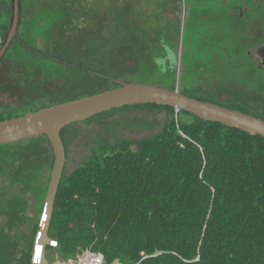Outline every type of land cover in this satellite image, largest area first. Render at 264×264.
I'll list each match as a JSON object with an SVG mask.
<instances>
[{"label":"trees","instance_id":"trees-1","mask_svg":"<svg viewBox=\"0 0 264 264\" xmlns=\"http://www.w3.org/2000/svg\"><path fill=\"white\" fill-rule=\"evenodd\" d=\"M11 13L10 0L1 1L0 44ZM14 43L25 47L20 33ZM159 43L167 44L164 38ZM144 45L148 46L134 43L129 30L118 23L103 49L118 47L126 55L86 67L88 73L108 83L88 96L117 88L121 82L131 83L140 73ZM162 51L153 56L155 62L168 54ZM167 61L156 63V75L169 77L168 89L174 90L177 66ZM182 93L264 120V109L245 98L225 104L201 93L184 89ZM78 98L62 95L31 111ZM128 108L164 111L166 119L158 132L143 138L99 142L70 173L65 165L49 229L57 246L47 247V252L61 259L85 250L100 252L106 264H264V138L153 104L115 109L83 123ZM24 114L0 111V121ZM75 125L61 133L67 158L70 129ZM47 188L40 199L41 209ZM37 230L38 224L33 236ZM34 244L32 237L24 247L25 264H31ZM17 245L3 250L7 261L2 263L13 260Z\"/></svg>","mask_w":264,"mask_h":264},{"label":"rangeland","instance_id":"rangeland-1","mask_svg":"<svg viewBox=\"0 0 264 264\" xmlns=\"http://www.w3.org/2000/svg\"><path fill=\"white\" fill-rule=\"evenodd\" d=\"M180 5L182 11L177 19L156 18L150 1L140 6L136 1L111 4L103 0L89 2L94 13H34L29 20L22 19L19 33L25 47L20 43L12 44L0 64V111L12 116L26 114L43 103L51 104L62 95L85 97L108 86L88 73L86 67L107 57L120 59L126 55V50L118 47L112 46L108 52L103 49L118 23L129 30L134 43L148 44L141 49V70L132 79L133 83L168 88L170 78L156 75V63L165 65V62L156 59L155 62L153 56L162 54L164 49L172 53L170 65L177 66L178 72L176 58L179 59L183 51L181 89L201 93L225 104L245 98L264 109V73L258 70L251 78L248 74L251 64L245 61L251 49H254L255 58H260L256 52L258 45L264 43V13H259L264 10V0H257L256 4L252 0L241 4H236V0H231L230 4H224L222 0H182ZM255 5L257 8L253 10ZM246 8L250 10L245 11ZM163 13L168 16L167 12ZM217 32L229 35L231 41L225 37L224 43L221 37L223 44L217 41L218 38L214 40V47L212 43H205L207 39H214ZM161 38L165 39L166 45L159 43ZM30 51L39 53L31 54ZM174 51H178L176 58ZM86 53L93 54V58L88 59ZM176 84L177 76L175 88ZM165 119L164 111L128 108L89 123H76L70 129L72 139L68 145L67 172L80 166L99 142L143 138L158 132ZM52 168L53 152L44 136L0 144V192L5 193L0 196V203L3 199L6 203L8 199H16L17 207L22 204L25 208V200L31 195L27 196L23 191L25 200L18 202L17 197L21 195L15 188L17 184L30 182L35 196L41 198L44 188L49 185ZM33 210L39 214L41 204L33 206ZM37 232L33 236L34 242ZM29 243L24 247L27 248ZM24 247L18 244L12 253L13 260L5 264H25ZM47 257L53 262L59 255L49 251ZM2 260L7 261V258L0 255V262Z\"/></svg>","mask_w":264,"mask_h":264},{"label":"water","instance_id":"water-1","mask_svg":"<svg viewBox=\"0 0 264 264\" xmlns=\"http://www.w3.org/2000/svg\"><path fill=\"white\" fill-rule=\"evenodd\" d=\"M12 13L8 30L0 47V62L19 37L21 0H11ZM182 56L179 57L177 84L174 90L154 85L121 82L120 86L91 96L56 104L21 117L0 121V144H10L34 137H47L54 163L43 213L38 228L31 264H50L47 247L57 246L49 237L54 205L67 162L62 130L97 115L128 106L159 105L184 111L206 122L219 123L251 136L264 138V120L212 102L201 101L182 93Z\"/></svg>","mask_w":264,"mask_h":264},{"label":"flooded vegetation","instance_id":"flooded-vegetation-1","mask_svg":"<svg viewBox=\"0 0 264 264\" xmlns=\"http://www.w3.org/2000/svg\"><path fill=\"white\" fill-rule=\"evenodd\" d=\"M253 10H256V9H253ZM259 13H264V10L261 9L259 11ZM221 37L223 38L224 43L227 41L225 39H230L229 35L220 34L219 32H217L213 35L214 39H209V40L207 39L206 40L205 37H204V39L206 40L205 43H212L211 46L214 47L215 46L214 40L216 38H218L217 41L219 43H222ZM232 37H233V35H232ZM249 40H251V39H249ZM217 41H216V43H217ZM229 41H231V39ZM231 43H233V41ZM258 46L259 47L257 49V52H256V50H255V52L259 55L260 58L256 59L254 54H253L254 49H251L247 53V57L245 60L246 62L251 64L250 67H252V68H251L250 72H248V74L251 76V78L256 76V71H258V70H259V72L264 73V43H263V45H261V46L258 45ZM167 53L168 54L166 55V57L163 58V62H168L167 60H170L172 57V53H169V52H167ZM175 55L176 54H174V56ZM176 61H177V58H176ZM178 62H179V59H178ZM27 160H30V159L28 158ZM26 165H28V164H26ZM15 189H18L19 194L21 195L20 197H17L18 202L23 200V199L25 200V197L22 196L23 191H26L25 195H27V196L31 195V198H28L27 200H25L26 205H27L25 208L22 207V204L20 207H17V205L19 203H16V201H15L16 199H13V200L8 199L7 203H6L5 199H3V202L0 203V252H1L0 255H2V257H4V255L6 256V253L3 250L7 249L8 247H11V246L17 245V244H22V246L24 247V245L26 243H29L31 241V239L33 237V228L37 224H38V228H39L42 213H43V208H44V205H43L42 209L40 210L41 214L39 213L40 215L37 214L35 212V210H33V206L36 207L38 204H40L41 198L40 197L38 198L33 193L34 188H33L32 182L24 184V185H21V184L18 185L17 184ZM47 191H48V188H47ZM1 195L5 196V193L2 194V192H0V196ZM34 196H35V198H34ZM44 204H45V201H44ZM33 214H35V215H33ZM33 252H34V249H33ZM47 254H48V252L46 250V257H47Z\"/></svg>","mask_w":264,"mask_h":264},{"label":"crops","instance_id":"crops-1","mask_svg":"<svg viewBox=\"0 0 264 264\" xmlns=\"http://www.w3.org/2000/svg\"><path fill=\"white\" fill-rule=\"evenodd\" d=\"M8 2L9 0H0ZM94 0H21V22L22 19L25 21L29 20L34 13H94L93 7H89V2ZM97 1V0H96ZM104 2H139V5L141 6V3L143 2H153L154 7V13L156 14L158 19H177L180 16L178 14H181L182 9L181 3L182 0H103ZM250 1V0H249ZM254 4H256L257 0H252ZM11 2V0H10ZM231 0H222V3L230 4ZM245 0H236V4L244 3ZM164 3V4H163ZM166 3V4H165ZM91 6V5H90ZM96 6V3H95ZM139 6V7H140ZM106 7H108L106 5ZM257 6L255 5L253 9H256ZM123 9V7H121ZM232 8H229L228 10L231 11ZM139 11L141 9H138ZM181 10V11H180ZM250 10L246 8L245 11ZM157 12V13H156ZM163 12H167L168 16H163ZM180 12V13H178ZM173 14V15H172ZM192 14V13H191ZM172 15V16H171Z\"/></svg>","mask_w":264,"mask_h":264},{"label":"built area","instance_id":"built-area-1","mask_svg":"<svg viewBox=\"0 0 264 264\" xmlns=\"http://www.w3.org/2000/svg\"><path fill=\"white\" fill-rule=\"evenodd\" d=\"M50 264H106L105 257L100 252H92L90 250H85L78 253L75 257L68 259L56 258ZM120 264V263H114Z\"/></svg>","mask_w":264,"mask_h":264}]
</instances>
